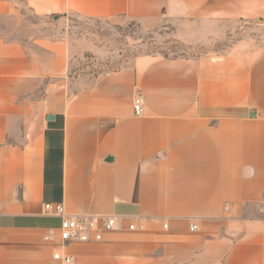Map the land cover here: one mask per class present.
Segmentation results:
<instances>
[{
	"label": "crops",
	"instance_id": "0c3cea01",
	"mask_svg": "<svg viewBox=\"0 0 264 264\" xmlns=\"http://www.w3.org/2000/svg\"><path fill=\"white\" fill-rule=\"evenodd\" d=\"M69 17L214 35L264 0H0V264H264V48L142 56L74 89ZM46 203L116 227L63 242Z\"/></svg>",
	"mask_w": 264,
	"mask_h": 264
},
{
	"label": "rangeland",
	"instance_id": "374dc122",
	"mask_svg": "<svg viewBox=\"0 0 264 264\" xmlns=\"http://www.w3.org/2000/svg\"><path fill=\"white\" fill-rule=\"evenodd\" d=\"M201 29L180 28L171 21L149 25L138 20L69 17L61 19L54 34L86 49L71 63L69 74L74 89L90 86L101 75L126 67L142 56L198 57L224 52L238 43L264 48V21L221 25L219 34L214 35L205 27ZM179 33L194 38L185 42Z\"/></svg>",
	"mask_w": 264,
	"mask_h": 264
},
{
	"label": "built area",
	"instance_id": "2783aa9c",
	"mask_svg": "<svg viewBox=\"0 0 264 264\" xmlns=\"http://www.w3.org/2000/svg\"><path fill=\"white\" fill-rule=\"evenodd\" d=\"M142 103L141 97L135 100L134 110L136 115H140L143 112ZM44 209L47 215L61 219L59 238L66 243L99 242L103 238V231H110L116 227L115 217L70 216L66 213L62 203H46ZM197 229V225H191V231H196ZM45 240L49 241L53 240V238L45 237ZM54 259L63 261L66 264L71 263L70 257H63L60 253H56Z\"/></svg>",
	"mask_w": 264,
	"mask_h": 264
},
{
	"label": "water",
	"instance_id": "95a60500",
	"mask_svg": "<svg viewBox=\"0 0 264 264\" xmlns=\"http://www.w3.org/2000/svg\"><path fill=\"white\" fill-rule=\"evenodd\" d=\"M49 119H52V117L50 116Z\"/></svg>",
	"mask_w": 264,
	"mask_h": 264
}]
</instances>
